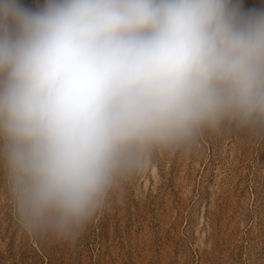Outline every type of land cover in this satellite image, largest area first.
<instances>
[{
    "label": "clouds",
    "instance_id": "clouds-1",
    "mask_svg": "<svg viewBox=\"0 0 264 264\" xmlns=\"http://www.w3.org/2000/svg\"><path fill=\"white\" fill-rule=\"evenodd\" d=\"M264 133V8L0 0V167L27 230L74 241L155 149Z\"/></svg>",
    "mask_w": 264,
    "mask_h": 264
},
{
    "label": "rangeland",
    "instance_id": "rangeland-1",
    "mask_svg": "<svg viewBox=\"0 0 264 264\" xmlns=\"http://www.w3.org/2000/svg\"><path fill=\"white\" fill-rule=\"evenodd\" d=\"M0 264H264V133L226 121L153 150L74 241L27 230L0 167Z\"/></svg>",
    "mask_w": 264,
    "mask_h": 264
}]
</instances>
